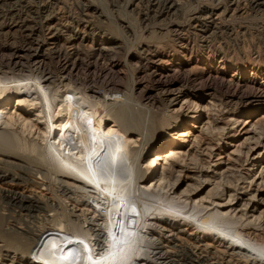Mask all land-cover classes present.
<instances>
[{
    "label": "bare ground",
    "instance_id": "obj_1",
    "mask_svg": "<svg viewBox=\"0 0 264 264\" xmlns=\"http://www.w3.org/2000/svg\"><path fill=\"white\" fill-rule=\"evenodd\" d=\"M140 1L145 4L144 8L138 11L142 22L149 19V14H153V18L157 15L176 16L180 6L179 0ZM207 1L212 5L214 2L218 4L221 2L220 0ZM227 3L233 6L230 8L232 16L243 8V4L255 11L259 10L263 4L261 0H227ZM53 5L54 3L50 0H0V85L5 86L4 92L0 93V106L4 107L13 98L16 99L12 112H4L1 117L6 126L11 127L18 123L17 125L24 127L27 131L22 137L12 129H4L0 132V264H68L69 262L70 264H86L87 261V264H264V227L261 223L264 221V216L254 218V222H258L253 225L240 223V226L234 229L233 235H230L221 225H224V217L217 214V211L206 212L197 205L195 206L197 211L193 209L192 214L185 211L187 205L172 206L159 195L147 193L145 189H139V187H136V192L140 197L141 195H148L149 198L157 196L158 204L147 205L137 200L131 206L129 196L121 195L125 181L118 177L119 174L115 171L116 161L109 164V167H103V164L112 161L109 159L114 158L113 154L123 155L131 169L130 175L133 174L136 181L150 180L152 164L141 169L143 171L140 177H137L138 174L132 164L143 153L163 143L164 138L170 135V132L165 130V126L171 125L170 122L166 123V120L157 118L160 111L153 104H161L162 114H165L167 108L178 99L177 94L169 93L174 83L178 80L182 83L177 89L178 93L196 95L199 92H191L189 89L194 90L197 83L209 81L213 84L217 70L224 68L225 62L212 56L201 58L197 56L198 63L185 72V61L178 59L181 52L173 51L171 54L170 51H166L165 55V52L163 53L158 49L159 47L155 46L156 49L154 48L152 52L155 51V56L159 57L157 60L171 68L164 73L154 64L147 77H143L145 82L151 83L153 88L146 87V91L144 86L136 94L138 99L145 96L152 105L147 106L151 107L149 111L154 117L155 125H145L152 127H148L150 134L142 133L145 129L140 128V130L139 127V130H136L139 132L136 133L133 130L137 127L130 125V121L114 109L115 104L122 101V96L113 81L103 83L101 88L104 94L93 95L97 93L93 85L94 80H88L93 82L88 90L90 93L81 92L78 84H82L85 78L81 80V77L76 75L78 68L85 65L86 70L96 69L99 64L94 58L95 54L90 51L92 54H88L87 49L83 51L84 55L82 54L85 58L88 55L87 61H84L80 52L66 51L59 43H56L59 38L58 25L61 23L51 24V17H57L62 12V7ZM88 9H82L80 20L91 22L88 18H94V14L88 12ZM198 13V16L193 17L196 23V27L192 25L196 30L193 32L195 35H203L202 37L207 40L213 34L211 30L216 27L215 22L207 9H199ZM4 18L9 21L5 22ZM12 27H17L19 30V41L17 44L14 42L15 45H11L12 42L8 43L3 31ZM179 29L177 27L170 31L172 32L170 35L174 36L172 41H175L174 38L179 43L188 41V37L183 35L185 31L181 30L182 33ZM46 42L54 44V47L45 45ZM99 48L96 51L101 56L102 50ZM108 50H112L111 47ZM158 54L168 58L163 60ZM51 62L54 63L53 66H50ZM201 62L204 63L203 67L199 66ZM253 65L254 63L251 62L250 71H254ZM247 67L237 65L234 70L238 69L242 72ZM4 68L7 71H4ZM258 71L262 73L263 70L258 67ZM258 71L252 74L256 75ZM239 84H235L233 90L227 87L226 92L241 96L243 91L239 89L248 88L249 85L247 82L240 86ZM62 87L69 89L70 96L62 99L63 104L58 107L54 116L53 95L61 92ZM22 90L35 94L36 98L30 99L32 97L26 96L19 99V93ZM144 91H146L145 94H143ZM80 92L81 94L78 95ZM71 98L81 102L78 106H74V103L67 104ZM37 100L40 101L36 102ZM37 104H40L38 108L40 110L37 111L39 114L36 115V119L31 118L27 113L31 112V106L36 108ZM67 107L71 113L66 115L67 122H65V118L63 119L65 116L62 114ZM38 118L41 119L40 122L47 124L46 130L50 133L63 130V136L54 138L58 139L57 146L61 144L60 151L54 142H49L40 150L33 143V139H28ZM53 118L56 119L51 121ZM192 118L194 120L198 118V113ZM255 124L264 130L261 123ZM19 133L21 134L22 131ZM233 133L235 132L229 131L225 135L230 136ZM130 134H135L136 137L129 136ZM141 134L143 136L139 138L138 135ZM177 136L180 139H174L173 145H178L180 140L184 141L187 133L182 131ZM199 141L200 139L197 143ZM25 142L28 147L30 144V148H33L31 151L26 149ZM35 146L42 151V155L48 157L50 167L44 166L36 157L37 154L34 156ZM26 150L29 152L26 153ZM62 154L69 160L63 161ZM77 157L81 158L80 164L77 163L78 160L75 161ZM192 164V166H186L173 161L163 167L165 176L170 180V188L184 178L183 169L192 172L193 177L190 179L196 183L188 192L195 191L202 184H209L215 179L217 173L210 174L207 171L208 168H204L201 162L194 160ZM50 169L54 172H50ZM51 173L53 176L49 177ZM227 176L226 179H224L226 175L223 176V182H226L227 186L228 183L232 185L245 178L235 175V172ZM235 186L236 184L230 189L235 190ZM244 188L246 186L241 189ZM222 192L223 190L215 187L208 191L207 197L221 195L219 198H222ZM106 198L112 200L109 209L105 208L104 212V214L108 212L107 216L110 217L103 219V213L100 212L102 209H99L104 206ZM91 199H94L95 205ZM234 199H237L235 195H229L227 203ZM250 200H254V197ZM241 206H245L242 210L247 211V204L243 203ZM62 208L68 217L70 215L74 222L80 224L79 228H82L75 237H73L74 232L66 231L67 224L54 218L58 216L57 210ZM134 211L141 217V224H138L137 228ZM54 219L57 222L52 223ZM47 221L50 224L46 226ZM71 221L73 220L70 219L69 222ZM85 245L90 247L87 249L88 259ZM123 245L125 247L120 254L117 250H120Z\"/></svg>",
    "mask_w": 264,
    "mask_h": 264
},
{
    "label": "rangeland",
    "instance_id": "obj_2",
    "mask_svg": "<svg viewBox=\"0 0 264 264\" xmlns=\"http://www.w3.org/2000/svg\"><path fill=\"white\" fill-rule=\"evenodd\" d=\"M220 1L219 4L218 2H214L212 5V3L207 0H179L180 6L178 7L176 16L171 15L165 17V15H157L153 18L154 15L149 14V19L142 22L140 21L141 15L138 11L143 9L145 4L140 0H50L51 3H54L53 6L59 5L62 7V12L57 15V17H51V21L53 22H51V24H56L57 22L59 24L61 23L58 25L59 32H57V35L59 38L56 37L58 39L56 43H59L64 50L70 52L76 51L84 55L83 51L85 52L87 49L88 54H95L94 58L97 60L99 67L86 70L85 65H83L81 68H78V73L80 75L76 73V75L81 77V80L85 78L82 84H78L81 92L86 91V93H90L88 90L92 87L91 84L95 82L93 85H95L94 89L97 93L93 95L104 94L101 88L103 83H105V81H113L115 86L120 90V95L122 96V101L116 103V106L113 105L115 107L113 108L117 109V111L123 115L122 117L130 121V125L137 127V129L133 130L136 133L139 132L136 130L141 128L143 130L145 129L142 133L150 134L151 131L149 128L151 126H148V128L146 127L147 124L152 126L155 125L153 121L154 117L151 111H149L151 109L149 106L152 105L145 99V96L140 98L141 100L137 98L138 96L136 93L140 89L142 90L144 86L146 91V87L153 88L151 83H146L143 77H147L152 70L151 66L154 64L164 73H167L171 68V66H166V64L164 65L157 60L158 56H155V51L152 52L154 48L156 49L155 46L159 47L158 49L162 50L163 53L165 52V55L167 54L166 51H170L171 54L173 51L181 52V56L177 58L180 61H185V72H188V69H190L192 65L198 63L196 62L198 61L196 60L197 56L200 58L202 56H212L219 61L222 60L225 62L224 68H219V70H217L218 73L213 84L209 81L206 83H197L194 90L189 89L191 92H199L196 95L178 93L177 89L182 83L180 80L174 83L169 93L177 94L178 99L167 108L165 114H162L161 104H153L155 108L160 111L157 118L160 117L162 120H166V123L170 122L172 126H165V130L170 132V135L164 138L163 143L143 153L133 162L134 164H132L135 167L136 174H138L137 177H140L142 174L143 170L141 171V169L152 164L153 167L150 173V180L146 182L136 181L133 174L130 175L131 169L126 164L127 160H125L123 155L113 154L114 158L109 159L112 161L107 162L108 160H106L107 163L103 164V167H109V164L116 161L115 163L117 164L115 165H117V167L115 171L119 174L118 177H121L122 180L125 181L121 190V195L123 197L124 195L129 196V204L131 206L136 203L137 200L147 203V205L158 204L156 201L157 196H150L153 199L149 198L148 195H141L140 197L136 192V187H139V189H145L147 193L159 195V197L166 200L167 204H171L172 206L177 204L187 205L185 211L189 213L192 212V214L194 211H197V209H195L197 205L199 208L205 209L206 212L215 213V211H217V214L224 217V225L221 224L222 227L226 228L229 232L228 234L233 235L234 229L240 226V223L253 225V223L258 222H254V218L264 216V130L262 127L260 128L255 124L259 122L264 127V0H261L263 4L259 10L255 11L248 7V5L243 4V8L233 13V16L230 10L233 6H230L227 0ZM83 8H89L88 12L94 14V18H88L91 22H85L83 19L80 20V17H82L80 13ZM202 8L211 12L210 14L216 26L212 28L211 31L213 34L211 37H208V41L202 37L203 35H195V32H193V30L196 31L193 27L196 25L193 21V17H195V15L198 16V10ZM7 18H4L5 22L9 21ZM177 27L180 28V31H185L184 33L181 32L184 36L188 37V41H183L186 44L183 42L179 43L175 38V41H172L173 35H170V33H172L170 31ZM3 31L7 36L9 44L11 42V45L18 43L19 30L17 27L4 29ZM213 36H215V38ZM47 43L48 42H46L45 45ZM159 44L162 47L159 46ZM47 45L54 47V44ZM184 46L187 47L185 48ZM110 47L112 50H108ZM97 48L102 50L101 56L97 54ZM158 55L161 56L163 60L168 58L160 54ZM83 58L84 61H87L88 55H86V58L83 56ZM251 62L254 63V71H258V67H260L263 70L262 73L258 71L256 75L252 74L254 71H250L249 68ZM53 65L54 63L51 62L50 66ZM237 65H240V67H248L241 72L238 69L234 70ZM256 65H258L257 69L255 68ZM199 66L203 67L204 63H199ZM210 70H212V68ZM4 71L7 70L4 68ZM179 76L181 75L179 74ZM100 82H102V84ZM246 82L249 85L248 88L241 87V89H239V91H243L241 96L232 95L231 92H226L225 90L227 87L233 90L235 84L240 83V86ZM4 87V85H0V93H2V91L4 92ZM61 89V92H57V94L53 95L55 99V105L53 107L54 116L57 113L58 107L63 104L62 99H66L70 96L69 89L63 87ZM94 89L92 88L93 91ZM146 91H144L143 94H145ZM81 92L78 93V95H80ZM32 94L31 92H27V90H22L18 98L22 99L28 96V98L32 97L30 99H35L36 95ZM104 97H106V95H104ZM39 101L40 100H37L36 102ZM79 102L81 101H77L76 98H71V101L67 104L74 103V106H78ZM15 104L16 99L13 98L11 102L4 105L5 108L0 106V132L4 129H12L17 135L22 137L27 132L24 130V127H20V125H17L18 123L15 124V126L8 127L3 123L4 119L2 118V113L12 112V108L15 107ZM194 104L195 108H193ZM37 105L36 108L31 106V112L33 111L32 114L31 112L27 113L31 118L34 117L36 119V115L39 114L37 111L40 110L38 109L40 104ZM117 106L119 108H117ZM69 113L71 112L68 110V107L65 108L62 114V116H65L63 117V119L65 118V122H67L66 115ZM197 113L198 118L194 120L192 116H195ZM55 119L56 118H53L51 121ZM40 120L39 118L36 120L35 128L32 129L33 132L31 133L33 137L30 135L28 139H33V143H35L40 150L49 142H54L56 148L58 147V151H60L61 144L57 146L58 139L54 138L62 135L63 130L50 133L46 130L47 124L40 122ZM132 121L133 124H131ZM193 121L194 123H192ZM192 124L193 126H190ZM21 131L24 133L20 134L19 132ZM182 131L185 134L187 133V136L184 137L185 140H180V142L177 143L178 145H173L172 141L174 139L176 140V138L180 139L177 135L181 134ZM229 131L230 133H235L230 136L225 135ZM221 135L223 136L221 137ZM129 136L136 137L135 134H130ZM138 136L141 138L143 135L141 134ZM199 139L200 141L197 143ZM25 144L27 147L25 148L29 149V151L33 149L32 147V149L30 148V144L29 147L27 146V142H25ZM36 146V150L33 151L34 156L37 154L38 156L36 155V157H38V160L44 166L50 167L51 165L48 157L42 155V151L38 150ZM29 151L26 150L25 152L28 153ZM63 157H66V159H63ZM63 157L61 156L63 161L69 160L67 156L64 155ZM156 157L158 158L156 159ZM80 159L77 157L75 161L78 160L77 163H79V161L81 162ZM172 160L186 166H192L194 160H197V162H201L204 168H208L207 171L210 172V174H212V172L213 174H217L214 177L215 179L209 184H202L195 191L188 192L191 190L190 187H194L196 183L194 180L190 179V177H193L192 172L183 169L184 178H181L173 185V188H170V180L165 176L163 167L168 166L170 162H173ZM128 161H130V159H128ZM115 171L113 172L115 173ZM50 172L53 173V169H50ZM231 172H235V175H240L245 178L232 185L228 183L227 186L226 182L223 181L228 178L227 175L232 174ZM52 173L49 177L53 176ZM223 176L225 177L224 179ZM249 182L251 184L248 185ZM234 184H236L235 190L230 189ZM245 186L246 188L241 189ZM215 187H218V190H223L222 198H219L221 195H213L212 198L207 197L208 191ZM229 195H235L237 199H234L228 204L227 200ZM253 197L254 200H250V198ZM111 201L112 200L106 198L104 206L99 209H102L100 212L103 213V219L110 217L107 216L108 212L105 214L104 212L105 208L109 209ZM91 202H94L95 205L94 199H91ZM211 202H214V204H210ZM243 203L247 204V211L242 210L245 209V206H241ZM165 208L167 207L165 206ZM57 213V218L56 216L54 218L57 221L60 220L59 222L63 224H67V232H74L73 237L80 233L79 230L82 229L79 228L81 227L79 226L80 224L74 222V219L70 217V215L69 218L64 208L57 210ZM133 214L136 218L137 228V225L141 224V217L135 211ZM55 219L52 223H54V221L57 222ZM70 219H72L73 221L71 222H74L76 225L69 222ZM261 223H263L264 227V221H261ZM35 224L38 225V223ZM48 224H50L49 221H47L46 226ZM125 245H123L120 250H117L120 251V254L122 250H124L123 248ZM87 248L89 249L90 247L85 245L86 256L89 254ZM86 258L88 259V256ZM68 264H70V262Z\"/></svg>",
    "mask_w": 264,
    "mask_h": 264
}]
</instances>
